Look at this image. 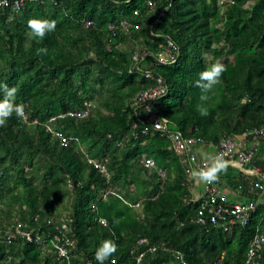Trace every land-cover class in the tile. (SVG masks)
<instances>
[{"label":"trees","instance_id":"1","mask_svg":"<svg viewBox=\"0 0 264 264\" xmlns=\"http://www.w3.org/2000/svg\"><path fill=\"white\" fill-rule=\"evenodd\" d=\"M233 1L43 0L0 10V83L17 89L15 102L27 114L0 127V264H65L54 241L63 222L72 264H98L95 250L106 239L117 250L105 264H247L254 236L264 234V197L247 224L228 232L191 222L200 181L187 184L186 155L169 137L142 131L151 112L135 103L161 76L167 93L149 106L196 146L216 148L264 124V0ZM33 18L55 20V31L32 38ZM168 38L180 52L161 62L156 55ZM41 48L47 53L37 55ZM216 62L227 70L201 100L199 73ZM253 143L264 171V138L249 135ZM145 156L156 167L143 166ZM216 182L241 184L244 202L259 196L250 193L255 183L264 184L230 164ZM260 252L264 262V242Z\"/></svg>","mask_w":264,"mask_h":264},{"label":"built area","instance_id":"2","mask_svg":"<svg viewBox=\"0 0 264 264\" xmlns=\"http://www.w3.org/2000/svg\"><path fill=\"white\" fill-rule=\"evenodd\" d=\"M28 1H43V0H8L7 6H12L13 9L19 11L23 5ZM218 4L221 7H227L230 3L234 2L233 0H217ZM153 4V3H151ZM7 6L0 4V10L5 9ZM90 24V22H88ZM180 49L177 44L171 39L168 38L167 45L165 50L159 52L156 55V59L161 62H170L176 60L179 55ZM138 55H135L137 59ZM147 76H153V73L147 71L145 73ZM156 85L147 89L141 90L135 99V103L138 105L145 104L151 112L148 123L145 124V127L142 128L144 133H149L151 129L159 131L162 135L169 137L173 141L174 150L180 155H186L185 160L189 163L186 166V172L188 174L187 184L193 186V178L191 176V171L194 168L204 167L206 164L210 163L207 159H201L196 153L194 145L196 146L195 138H187L182 132L174 129L169 124V121L166 118H160L155 110L150 108L149 103L153 100L164 96L167 93V85L165 80L157 75L156 76ZM25 113V111H24ZM24 119H27V114L25 113ZM54 119V118H53ZM54 134L60 137L62 142L66 143L67 137L63 135L60 131L52 128ZM249 135L255 136V138L261 139L264 138V124L260 127L254 128L250 132L242 135L241 137L234 138L233 136H227L223 138L220 143L216 146V156H222L227 160V163L233 165L234 167L242 170L247 176H260L264 180V171L257 164V153L258 148L253 143L249 145L247 143ZM247 140V141H246ZM142 165L148 168L156 167L155 160L151 157H143L141 161ZM100 171L109 176L108 168L105 164H98ZM162 177H166V172L162 169H159ZM243 186L240 184L238 192H242ZM257 188H262L264 191V184L255 183V186L251 187L250 193H255L259 195L257 199L250 201H242L234 198L233 193L235 189L231 186H222L218 182L205 185V191L201 193L199 200V208L197 212L191 218V222L206 225L220 226L225 231H230V228L242 224L245 225L249 222L251 215L256 212L260 201L263 199L264 194H259ZM164 190V184H161V191ZM243 193V192H242ZM233 197H230L232 196ZM244 196V195H243ZM152 198H155L153 196ZM192 201H195V198H191ZM51 220H49V223ZM68 228V222H63L60 227H58L57 232L54 234L55 247L58 252V259L65 260V264H72L70 262V255L68 254V248L66 245L62 244V240L66 239V229ZM16 232L24 236L29 241L41 242L39 237H34L30 231H23L19 227H16ZM9 241L11 242V236H9ZM46 239L44 240V242ZM146 241V238H139V243L142 244ZM264 242V234H256L251 243V246L248 251V256L246 263L247 264H264L261 258L260 247ZM156 247L152 246L151 251L155 250ZM174 256L176 258H181V252L179 249H174ZM140 254L137 261L139 262L141 256ZM213 264H218L217 262Z\"/></svg>","mask_w":264,"mask_h":264},{"label":"clouds","instance_id":"3","mask_svg":"<svg viewBox=\"0 0 264 264\" xmlns=\"http://www.w3.org/2000/svg\"><path fill=\"white\" fill-rule=\"evenodd\" d=\"M8 0H0V4L7 6ZM131 0H124V3H130ZM29 34L32 38L43 39L48 33L55 31V20L33 18L27 22ZM47 49L41 48L37 50V55L46 54ZM226 66L221 62L212 63L199 73V79L196 81L197 87L201 89V100H206L208 94L215 86L220 83L223 73L226 71ZM0 93H3L0 98V127L6 125V121L15 114L18 118H23L24 106L15 102L17 89L9 87L6 83H0ZM197 111L201 116L208 115V109L202 105H197ZM210 163L201 168H194L191 171V176L194 180L212 184L219 179L221 172L226 171L227 161L222 156L207 158ZM115 222V221H114ZM117 250L116 244L112 240H104L95 250V260L98 264H105L110 260Z\"/></svg>","mask_w":264,"mask_h":264},{"label":"crops","instance_id":"4","mask_svg":"<svg viewBox=\"0 0 264 264\" xmlns=\"http://www.w3.org/2000/svg\"><path fill=\"white\" fill-rule=\"evenodd\" d=\"M238 139H239V137H238ZM247 141V140H246ZM247 143H248V141H247ZM262 144V143H261ZM249 145H251V144H249ZM195 150L199 153V156L201 157V158H205V159H207L208 157H212L211 155L213 154V152H214V150L216 151V148L215 147H209V146H206V145H204V144H198L197 146H195ZM261 150L263 151V154H264V145L263 146H261ZM213 157H216V155H215V153H214V155H213ZM208 160V159H207ZM209 161V160H208ZM210 162V161H209ZM236 190V189H235ZM201 195V194H200ZM233 195H234V198L235 199H238V200H242V201H244V194L242 193V192H238V189L235 191V193H233ZM233 195L232 196H230V197H233ZM262 201V200H261Z\"/></svg>","mask_w":264,"mask_h":264},{"label":"rangeland","instance_id":"5","mask_svg":"<svg viewBox=\"0 0 264 264\" xmlns=\"http://www.w3.org/2000/svg\"><path fill=\"white\" fill-rule=\"evenodd\" d=\"M251 3H253V1H251ZM136 55H138V54H136ZM241 136H242V135H241ZM241 136H239V137H241ZM214 153H215V150H214L213 154L211 155L212 157H213ZM231 172L233 173V170H231ZM234 172H235V171H234ZM203 183H204V182H201V181H200V182L197 183V184L200 185V186H203V185H202ZM198 185H195V187L193 188V194H194L195 197L200 196V194L204 192L203 188H201V187L199 188Z\"/></svg>","mask_w":264,"mask_h":264},{"label":"water","instance_id":"6","mask_svg":"<svg viewBox=\"0 0 264 264\" xmlns=\"http://www.w3.org/2000/svg\"><path fill=\"white\" fill-rule=\"evenodd\" d=\"M227 164H229V163H227Z\"/></svg>","mask_w":264,"mask_h":264}]
</instances>
